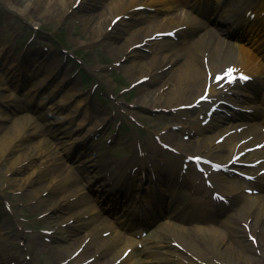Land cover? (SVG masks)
Returning <instances> with one entry per match:
<instances>
[{"label": "bare ground", "instance_id": "1", "mask_svg": "<svg viewBox=\"0 0 264 264\" xmlns=\"http://www.w3.org/2000/svg\"><path fill=\"white\" fill-rule=\"evenodd\" d=\"M24 3V8L19 9L17 7V4L13 0H4L3 4L6 10L10 12H16L21 16H25L27 12L30 10V6L32 8H37L40 10V13L47 14L49 17L59 19L66 15H69V13H73L76 9L82 7V4L84 0L80 2V4L77 6L76 9L72 7L75 0H22ZM147 0H112L111 1V7L104 8L100 13L96 14L95 16L86 17L84 25L85 30L89 32L93 36V38H101L107 36L108 32H106V27L109 25L112 19H108L110 14L118 13L117 15H120L124 12H127L130 8L134 9V6L137 5H143V2ZM239 1V2H238ZM255 4V8L260 10L264 9V0H248ZM246 3L245 0H232V4L229 7L228 11H231L232 14L234 13V8L239 6V3ZM134 4V5H133ZM30 5V6H29ZM169 6L168 8H170ZM37 12V11H36ZM228 14V15H229ZM177 16V15H175ZM114 18V16H113ZM183 17L179 18L176 21H173L171 18H161L156 21V26L151 27L150 31L146 34L147 37L151 36V33L157 32L159 30L152 31L154 28H166V27H175L183 22ZM186 20V19H184ZM220 17L216 18L215 21H219ZM115 26V25H114ZM151 32V33H150ZM208 33H204V35H207ZM134 37H136L137 33L133 32ZM202 35L199 39H197L190 47H187L185 49L186 57L185 60L181 63L180 66H177L173 63V58H171L169 55L162 56L160 59V66L159 68H165L167 64H170V67L163 70L160 74L154 72L152 74V81L156 82L159 80L163 75L168 76L165 84L160 86L158 89L151 91V90H144L141 94L137 96L136 102L137 104H143L145 106H151V107H165L162 103L166 102L169 104V102L175 100L177 98V94L180 93L184 96H188L192 91H194L201 83L205 85L206 83V75L207 70L209 72H214L219 70L220 67H224L229 65L230 63L237 64L241 66L244 69H256V66L254 64V59L248 54L243 53L242 48L237 45L230 44L228 46H225L223 43L219 42L214 44V46L211 45L210 40H205V36ZM157 43V42H155ZM149 42L145 43V47L148 50L150 48L148 47ZM158 44V43H157ZM156 44V45H157ZM130 46V45H129ZM129 46H127L126 51L123 52L124 49L122 46H115L111 50L117 54V57L124 58V54L128 52ZM141 48V49H143ZM160 53L161 47L159 48ZM131 52H139L138 54H135V56H132V63L136 69L143 68L146 71H152L154 65L148 64V62L144 61V53L143 50H137V49H130ZM152 54L156 56V53L154 50H151ZM214 58V61H212V58ZM153 60H155L153 58ZM53 63V62H51ZM38 63V65H40ZM129 67L122 68L124 70L128 69ZM53 70H51V67H47L46 71H44L42 74H37V79H39L40 87L44 84L45 79L51 74ZM37 72V70H36ZM43 82V83H42ZM150 82V79L149 81ZM39 83V82H38ZM168 84V85H167ZM164 85H167L164 89ZM144 86H147L146 84L139 85L136 87L137 90L142 89ZM1 87H0V93H1ZM79 90L78 84L75 82L74 85L70 88L69 94L65 96L64 99L72 97L74 94H76ZM34 93H31V98L26 101L28 103L32 98ZM1 95V94H0ZM5 98V96H3ZM7 98V97H6ZM45 98V97H44ZM43 98V100H44ZM62 102V101H61ZM183 103H179L178 106ZM14 106H17L13 103ZM6 106H9L12 108L10 104H7ZM171 107V106H169ZM61 108V106L58 104L55 106V109ZM16 109V108H14ZM40 112V111H39ZM45 112V113H43ZM49 112H53V110H50ZM8 113L10 114H4L6 115L3 120H1L2 124H0V164L4 160V158L12 151L14 148L19 147H25L26 152H24V155H11L10 159V168L9 170H15L18 171L21 168L25 167L27 162L30 160L31 157L35 156H42V152H45L46 158L52 159V154L49 149H43L40 148L41 152L35 145V148H31V142L35 139V136H39V133H41L42 126H52L54 131L50 133L52 139L54 140H63L66 147L68 144V139L71 137V131L69 129L62 130L61 128H56L59 123H62L68 115L64 117H60L58 119H54L52 121H47V111H42L38 114V116L33 117V115H19L18 113H14L12 109H9ZM44 116V117H42ZM46 117V118H45ZM41 119V121H44L43 123H37V120ZM32 120V121H31ZM31 121V122H30ZM35 124L36 130L31 131V127L33 126V123ZM37 127L39 129L37 130ZM66 128V127H65ZM200 130H203V128H200ZM172 134V132L166 133L163 137L170 139L169 136ZM84 138V136L82 137ZM207 140H188L187 142H180L176 144V150L178 151L179 155H182L184 152L191 151V150H200L204 153L205 157H210L215 161H221L223 162L226 158V156L218 153V145L214 143V140L212 141L210 138H206ZM208 139H210L208 141ZM24 143V144H23ZM45 143V142H44ZM23 144V145H22ZM43 143H39L38 145H42ZM222 153V152H220ZM130 159V158H129ZM129 163H125L123 165H128ZM99 165H103L101 162V159L97 158L95 159L93 166H95L96 171L94 176H97L98 174L102 173L103 171H111L116 170L118 168H121L122 166L119 165V167H116L112 165V169H108L105 167V170L98 168ZM50 169L46 165V170L44 173H49ZM43 173V174H44ZM36 175L35 177L31 178L28 183H36L40 181V177L43 175ZM71 176H69L70 178ZM13 180L8 179L7 181H11L12 183L16 182V185L20 187L22 184V180H20L17 177L12 178ZM61 188V182L56 181L51 187H35V189L28 192L27 197H32L34 199L33 203L36 209H40L47 200L51 197L55 196L58 191H60ZM72 196V195H71ZM76 196L73 198L74 202L69 205V197L70 195L65 196L62 200H56L52 201L46 209L43 210H49V212L46 214V216L42 217L40 220V223L42 225H45L44 229L46 230H52V234L50 236H47L48 239H53L59 242V240H66L69 235L67 234V231L64 229V222H68L70 219H74L72 222L69 221V225L75 226L77 223H79L78 227H84V225H87V222L85 221V217L88 215L80 210H73L70 209V206H74L76 204H80L81 198ZM63 203V204H62ZM255 203H258L257 207H259L260 212L262 215L256 219L252 220L247 215L246 212L250 211V207L255 205ZM248 208V209H247ZM63 209V210H62ZM67 210V217L64 219L56 218L52 213L55 211H61ZM242 215L237 217V214H234V219H232L231 225H222V230L211 227L209 229H203V228H196L192 229L182 228L180 229L181 232L177 235V237L173 240L176 242L179 246H181L184 249V252L180 253L181 258L187 259V264H196L192 260L193 256H196L198 259L205 260L209 259V261L213 262L212 260L214 258H219L222 260L227 261L229 264H248L251 263L255 264L258 262L264 263V197L257 200V198H253L250 200L249 203H247L242 209ZM66 213V212H64ZM78 214V215H77ZM239 222V226L237 228V235L238 238L234 237L235 232V222ZM77 222V223H76ZM103 222H101L99 225L101 226ZM241 223L246 224V226L249 228V232L251 233L253 228H262L263 232L258 233L257 235V246L255 247L252 242L247 240V231L244 226L241 225ZM51 225V227H49ZM82 225V226H81ZM99 226H95L92 230H90L88 233H86L84 236L80 238H74L72 242L69 243V246H62L61 244L50 246L49 244H45L43 242H34L35 250H41V251H47L50 250L54 257L52 259L51 264H83L84 256L88 255L91 257H94V261L92 264H96L97 260L103 258L110 257V251L108 249V244H111V241L116 245L118 242L115 238H100L96 239L95 236L98 234H105L107 232V229H100ZM2 230H5L3 228ZM8 233H5L7 235ZM252 234V233H251ZM43 237H46L45 235L40 234ZM75 235V234H73ZM38 237V236H37ZM35 237V239H37ZM230 237V238H229ZM163 238L157 239V242L162 241ZM239 242H242L241 247H245V252L248 251V253H244L241 249V247L238 244ZM236 242V243H235ZM78 245L79 247H82L80 253L77 255L76 258L71 259L70 253L75 245ZM10 245L7 242H2L0 239V251H3L5 254L10 251L7 249ZM173 251H178L176 247H174L170 252L169 255L172 258H175V254ZM257 251H260V254H257ZM75 252V251H74ZM116 252H113L110 259L104 260V263L98 262L97 264H113L112 257ZM183 253H188L189 257H184ZM250 253V254H249ZM25 256L24 261L21 264H35L33 261H30L31 252L29 250H25ZM252 256V257H251ZM111 262V263H110ZM0 264H9L8 257L3 256L0 254Z\"/></svg>", "mask_w": 264, "mask_h": 264}, {"label": "rangeland", "instance_id": "2", "mask_svg": "<svg viewBox=\"0 0 264 264\" xmlns=\"http://www.w3.org/2000/svg\"><path fill=\"white\" fill-rule=\"evenodd\" d=\"M17 4L19 9L24 8V3L22 0H13ZM4 0H0V51L7 50L9 51L10 55L14 58L16 56L15 51L19 47L18 55L22 53V51L26 48V44L28 40L34 37V40L39 41L41 43L45 42H55L57 46L61 47L64 42V45L68 46L69 51L74 53L76 50L86 47L87 41H90V36L87 34L81 23H74L75 19L78 17L69 16L63 20H58L52 17H49L47 14L42 16L40 13L36 12L37 8L30 7V10L27 14L23 17L16 12H10L6 10L3 4ZM75 29L79 32V35L85 34L83 40H78L75 36L72 35V31ZM79 42H82L78 44ZM55 46V44H54ZM40 47V46H39ZM93 51L105 54L108 58H111V62H113V55L109 53L106 48L102 46H96L94 49H88L80 53L81 56L88 61L87 66L88 68L93 65L95 59L92 57ZM61 56L57 57L58 64H60ZM70 69V68H68ZM78 85L80 86V90L86 85L82 83L81 78L78 80ZM89 88L85 89L84 91L89 90ZM10 93V90H5L2 96H7ZM135 98H133L134 100ZM38 139H35L34 142H37ZM24 149V148H23ZM25 150V149H24ZM24 155L23 150H15L13 156L16 155ZM10 160L5 158L0 164V207H4V203L7 202L9 207L12 208L11 212L16 213L19 215L23 208H26L27 212L28 209H32L33 206L30 202L25 201V197L23 193L19 196L21 198L20 201H9L5 198V193H14L16 190V182L13 184L6 183V179L8 176L10 178L17 177L22 181H25L29 175L33 172L36 166L39 165L40 160L38 157L32 159V164L26 168H23L20 171H13L11 172L10 168ZM22 184V183H21ZM2 209H0L1 211ZM39 213V212H38ZM4 220H0V223H5ZM26 224H29L27 228L23 227L24 233L27 234H34L38 230H33L32 220L27 219ZM23 224V223H22ZM39 229V228H38ZM17 243L24 242V248L27 244L24 241V236L22 234V239H16ZM14 243V241H10ZM29 247V246H28ZM30 248V247H29ZM32 249V248H31ZM16 254V250H14ZM23 257V252L19 257H15L13 254V263L20 260ZM41 255L38 254L36 260L41 259Z\"/></svg>", "mask_w": 264, "mask_h": 264}, {"label": "snow or ice", "instance_id": "3", "mask_svg": "<svg viewBox=\"0 0 264 264\" xmlns=\"http://www.w3.org/2000/svg\"><path fill=\"white\" fill-rule=\"evenodd\" d=\"M228 76H231V70H229V72H228ZM218 79L223 80L224 77H219ZM245 79H246V78H245Z\"/></svg>", "mask_w": 264, "mask_h": 264}]
</instances>
